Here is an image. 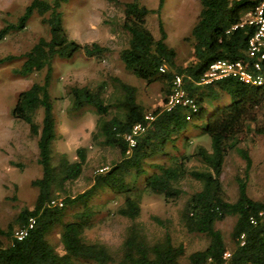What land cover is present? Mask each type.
I'll return each mask as SVG.
<instances>
[{"label": "trees", "instance_id": "16d2710c", "mask_svg": "<svg viewBox=\"0 0 264 264\" xmlns=\"http://www.w3.org/2000/svg\"><path fill=\"white\" fill-rule=\"evenodd\" d=\"M70 1L32 0L15 23H6L0 28L2 41L25 30L34 14H38L48 29V36L41 37L21 56L0 58V65L23 60L16 71L23 77L44 72L41 82L33 83L18 94L11 110L12 117L25 122L30 134L37 138L42 176L31 183L38 191L34 209L24 208L16 219L20 228L27 229V236L18 240L13 235V227L7 233L0 227V233L11 239L8 246L0 244V264H110L115 259L109 248L85 239L84 233L92 226L98 212L96 206L91 205L92 198L105 190L122 196L124 202L117 213L135 222L141 214L143 191L176 200L183 194L180 184L186 177L201 182L203 187L189 197L181 221L188 232L202 234L209 240L204 250L189 254L187 264H264V199H252L247 193L246 181L239 179L238 198L229 202L221 181L226 157L233 149L246 161V170L251 168L248 151L238 148V144L251 124H255L256 133L264 136V88L244 84L234 77L202 83L211 64L219 60L242 61L254 71L256 57H251L248 49L255 26L241 24L245 15L254 11L262 0H199L201 11L191 31L194 60L187 66L178 65L175 49L166 42L161 19L158 23L160 38L146 26L147 16L152 12L159 15L165 0H159L156 11L138 0L124 5L123 29L129 34V43L119 56L125 68L147 83H163L165 104L172 94L175 77L180 76L185 95L194 100L197 108L193 111L178 104L168 109L165 105L154 110L152 119L148 120L136 99L135 89L120 79L114 81L123 96L115 106L105 102L100 88L69 87L72 111L91 108L99 116L93 139L101 137L103 145L116 148L120 153V160L108 170L97 173L93 185L76 197L65 194L66 184L82 175L86 149L77 150L78 161L71 162L63 154L54 161L53 143L60 135L55 99L49 91L53 65L57 59H72L80 53L87 58L100 57L108 48L96 42L80 44L69 38L62 7ZM162 66H166L164 73L160 72ZM215 103H220V107L215 108ZM113 107L123 111V116H110ZM39 111L42 112L40 123L36 121ZM138 125L144 130L134 135L133 130ZM191 126L211 140L210 151L198 146L192 155L206 166L205 170L189 169L186 163L190 157L169 155L168 149L175 147L179 136ZM128 136L132 137L134 145ZM163 157H168L169 162L150 163L152 159ZM59 195H64L62 201L57 200ZM78 203L82 209L74 213L72 220L63 223L66 210ZM232 216L236 217V222L231 235L233 248L229 250L216 223ZM154 221L164 224L158 217H154ZM58 224H62L63 253L47 239ZM184 254L185 248L175 245L169 233L151 243L133 223L117 264H183Z\"/></svg>", "mask_w": 264, "mask_h": 264}, {"label": "rangeland", "instance_id": "374dc122", "mask_svg": "<svg viewBox=\"0 0 264 264\" xmlns=\"http://www.w3.org/2000/svg\"><path fill=\"white\" fill-rule=\"evenodd\" d=\"M31 1L0 0V28L6 23H15ZM132 1L134 0H71L62 7L64 28L70 39L80 44L96 42L108 48V52L100 57L87 58L80 53L72 59H57L53 65L49 91L55 99L60 135L53 143L54 161L62 154L71 162L78 161L79 148H85L87 156L82 175L66 184L65 194L71 197L87 191L93 185L97 173L108 170L120 160V153L116 148L103 145L101 137L93 139L97 133L99 116L91 108L72 111L69 87L87 85L95 90L100 88L105 102L115 106L123 96L114 81L117 78L135 89L136 99L146 114L150 115L157 108L166 105V86L160 81L147 83L137 78L125 68L119 56L120 51L129 43V34L123 29L124 5ZM138 1L154 11L159 5V0ZM200 11L199 0H165L159 15L152 12L146 18V26L156 38H160L158 23L159 19L162 20L167 34L166 42L175 49L178 65L187 66L194 60L191 31ZM47 36L48 29L42 23V17L34 14L25 30L0 41V58L8 55L21 56L41 37ZM22 63L23 60L17 59L0 65V227L6 233L13 227L14 236L22 229L16 224L19 213L24 208L33 210L36 204L38 191L31 183L42 176V169L38 164L37 138L30 134L25 122L12 117L11 110L18 94L33 83L41 82L44 72L23 77L16 73ZM220 105L214 104L215 108ZM116 115L122 117L123 111L113 107L110 116ZM41 119L42 112L39 111L36 121L40 123ZM255 128V124H251L238 144V148L247 150L251 157L249 171L246 170V161L235 149L229 151L226 157L221 181L225 198L229 202H235L238 198L239 179L246 181L247 193L252 199H264V136L256 133ZM198 146L210 151L211 140L191 126L179 136L175 147H170L168 151L173 157H190L186 163L189 169L205 170L206 166L192 156ZM169 160L168 157L155 158L150 163ZM180 186L183 194L176 200L143 191L140 197L141 214L135 222L117 213L124 202L122 196L110 190L101 192L91 200V205L96 206L98 212L92 219V226L84 233L85 239L90 243L107 246L115 259L110 264H117L128 230L135 223L151 243L161 240L169 233L175 245L185 248L181 261L187 264L189 254L204 250L209 240L202 234L188 232L181 221V213L189 197L202 189V183L186 177ZM64 195H59L57 200L62 201ZM80 209V203L68 208L63 223L72 220L74 213ZM154 217L160 218L164 224H158ZM235 222L236 217L232 216L216 223L229 250L233 248L231 235ZM61 231L62 224H58L47 235L48 241L59 253L64 251ZM0 244L8 246L11 239L0 233Z\"/></svg>", "mask_w": 264, "mask_h": 264}, {"label": "built area", "instance_id": "2783aa9c", "mask_svg": "<svg viewBox=\"0 0 264 264\" xmlns=\"http://www.w3.org/2000/svg\"><path fill=\"white\" fill-rule=\"evenodd\" d=\"M244 24L255 26V32L250 38L248 49V54L251 57H256V61L253 64L254 71L251 72L249 70V65L242 61L231 62L227 60H219L211 64L209 70L202 79L203 84H209L213 81L226 77H234L244 84L264 88V0L261 1L259 6L254 11L245 15L241 26ZM165 71L166 66H162L160 68V72L164 73ZM178 104L190 107L193 111H196L197 108L194 100L185 95V91L182 86V78L180 76H176L173 81V91L168 98L166 106L168 109H171ZM146 118L151 120L152 114H147ZM143 130L144 128L138 125L134 128L133 134L137 135ZM127 139L132 145H134V140L131 136H128ZM27 234V229L22 228L16 233L15 237L18 240H22L27 236ZM226 256H229V254H226Z\"/></svg>", "mask_w": 264, "mask_h": 264}]
</instances>
